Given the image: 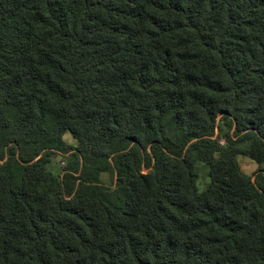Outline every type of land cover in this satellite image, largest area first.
I'll return each mask as SVG.
<instances>
[{
    "label": "trees",
    "instance_id": "obj_1",
    "mask_svg": "<svg viewBox=\"0 0 264 264\" xmlns=\"http://www.w3.org/2000/svg\"><path fill=\"white\" fill-rule=\"evenodd\" d=\"M238 155L264 163V0H0V264H264Z\"/></svg>",
    "mask_w": 264,
    "mask_h": 264
},
{
    "label": "rangeland",
    "instance_id": "obj_2",
    "mask_svg": "<svg viewBox=\"0 0 264 264\" xmlns=\"http://www.w3.org/2000/svg\"><path fill=\"white\" fill-rule=\"evenodd\" d=\"M63 138L69 145H71L73 147H75L77 145V141H76V139H74V137L71 133H69V132L65 133ZM67 161H68L67 156H63L60 153H55L52 155L50 162L48 163V169L56 175H62V173L64 171V167L67 164ZM238 161H239V164L241 166L243 165L244 162H251L252 166L257 167V165L254 162L250 161L248 158H245L243 156H238ZM244 167L242 166L244 171L246 169V172H248L250 175L253 174L254 171H252L248 167V165H246V166L244 165ZM207 170H208V168L205 164H203V163L197 164V168H196V171L198 174L197 185H198V188L200 191H203L205 189V187L207 186V184L209 183V176H208ZM101 179L104 183L111 184V179H110V176L108 174H105V173L102 174Z\"/></svg>",
    "mask_w": 264,
    "mask_h": 264
},
{
    "label": "crops",
    "instance_id": "obj_3",
    "mask_svg": "<svg viewBox=\"0 0 264 264\" xmlns=\"http://www.w3.org/2000/svg\"><path fill=\"white\" fill-rule=\"evenodd\" d=\"M238 156H243V155H238ZM238 156H237V161H238ZM243 157H245V156H243ZM245 158H247V157H245ZM249 159V158H248ZM250 160V159H249ZM250 161H252V160H250ZM252 162H254V161H252ZM238 163H239V161H238ZM255 163V162H254ZM256 165H257V167L256 166H252L251 165V162H244L243 163V167H244V165L246 166V165H248V167L252 170V171H256V170H258V169H263L264 170V163L263 164H257V163H255ZM239 166H240V168H241V170L244 172V173H246V174H249L248 172H246V169H245V171L243 170V168H242V166L239 164ZM245 168V167H244ZM249 169V170H250Z\"/></svg>",
    "mask_w": 264,
    "mask_h": 264
}]
</instances>
